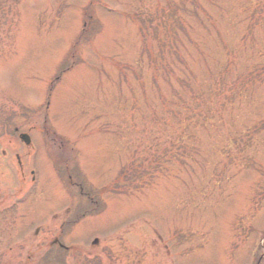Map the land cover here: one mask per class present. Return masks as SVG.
<instances>
[{"label":"rangeland","instance_id":"obj_1","mask_svg":"<svg viewBox=\"0 0 264 264\" xmlns=\"http://www.w3.org/2000/svg\"><path fill=\"white\" fill-rule=\"evenodd\" d=\"M43 120L79 157L72 178L104 207L83 223L101 242L76 246L82 258L264 264V0H0V209L26 195L31 158L37 189L23 212L35 195L66 198L54 142L28 130ZM14 128L31 133L33 150ZM122 166L119 185L134 187L106 193ZM9 232L0 264H28Z\"/></svg>","mask_w":264,"mask_h":264},{"label":"flooded vegetation","instance_id":"obj_2","mask_svg":"<svg viewBox=\"0 0 264 264\" xmlns=\"http://www.w3.org/2000/svg\"><path fill=\"white\" fill-rule=\"evenodd\" d=\"M18 197L17 201L14 202L15 204L10 205V208L15 207L16 209L12 218L15 221L14 228L17 230V235H19L17 241L18 243L21 241L22 244L24 242L26 244V254L22 255L20 261L30 264L58 261L64 262V264H71L69 262L71 250L66 247L71 245V239H68V236L72 234L79 235L78 233L84 232L85 227L82 225V220L87 218V201H79V206L74 211H72V207L70 206L60 215L52 213L51 216H48L49 211L47 210L36 215H33L32 212L24 213L22 208L26 201L22 199L18 200ZM29 202L31 201H27L26 203ZM7 223V217H3L1 229H6ZM40 234L44 236L40 238ZM48 235L51 236L48 237ZM55 248L59 250L58 254L51 253L49 256L48 253ZM40 251H42L41 255H39ZM73 253L77 255V259L72 264H104L101 254L84 256L82 258L81 255H85V252L82 253L81 250L77 251L75 249ZM56 255H58L59 260H55Z\"/></svg>","mask_w":264,"mask_h":264},{"label":"trees","instance_id":"obj_3","mask_svg":"<svg viewBox=\"0 0 264 264\" xmlns=\"http://www.w3.org/2000/svg\"><path fill=\"white\" fill-rule=\"evenodd\" d=\"M175 34V33H174ZM127 175H128V170H126V169H123L121 172H120V174H119V178H118V180H121V181H123V182H126L125 181V178H127ZM126 190H127V188H121V192H126Z\"/></svg>","mask_w":264,"mask_h":264},{"label":"water","instance_id":"obj_4","mask_svg":"<svg viewBox=\"0 0 264 264\" xmlns=\"http://www.w3.org/2000/svg\"><path fill=\"white\" fill-rule=\"evenodd\" d=\"M22 139L26 140L25 136H22Z\"/></svg>","mask_w":264,"mask_h":264}]
</instances>
